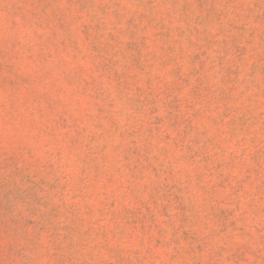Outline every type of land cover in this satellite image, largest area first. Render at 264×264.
I'll return each instance as SVG.
<instances>
[{"label":"rangeland","instance_id":"obj_1","mask_svg":"<svg viewBox=\"0 0 264 264\" xmlns=\"http://www.w3.org/2000/svg\"><path fill=\"white\" fill-rule=\"evenodd\" d=\"M0 264H264V0H0Z\"/></svg>","mask_w":264,"mask_h":264}]
</instances>
